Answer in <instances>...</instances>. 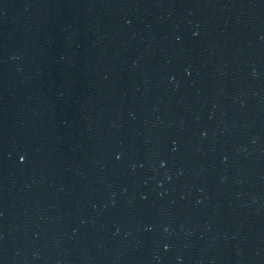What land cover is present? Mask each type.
Instances as JSON below:
<instances>
[{
	"label": "water",
	"instance_id": "water-1",
	"mask_svg": "<svg viewBox=\"0 0 264 264\" xmlns=\"http://www.w3.org/2000/svg\"><path fill=\"white\" fill-rule=\"evenodd\" d=\"M0 264H264V0H0Z\"/></svg>",
	"mask_w": 264,
	"mask_h": 264
},
{
	"label": "snow or ice",
	"instance_id": "snow-or-ice-1",
	"mask_svg": "<svg viewBox=\"0 0 264 264\" xmlns=\"http://www.w3.org/2000/svg\"><path fill=\"white\" fill-rule=\"evenodd\" d=\"M23 159H24V158H23V157H21V161H23Z\"/></svg>",
	"mask_w": 264,
	"mask_h": 264
}]
</instances>
